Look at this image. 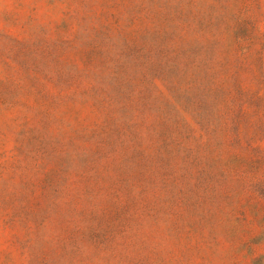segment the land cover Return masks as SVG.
<instances>
[{
  "label": "rangeland",
  "instance_id": "obj_1",
  "mask_svg": "<svg viewBox=\"0 0 264 264\" xmlns=\"http://www.w3.org/2000/svg\"><path fill=\"white\" fill-rule=\"evenodd\" d=\"M0 264H264V0H0Z\"/></svg>",
  "mask_w": 264,
  "mask_h": 264
}]
</instances>
